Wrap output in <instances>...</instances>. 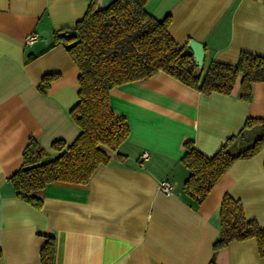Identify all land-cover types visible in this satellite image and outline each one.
Returning <instances> with one entry per match:
<instances>
[{"label":"crops","instance_id":"crops-1","mask_svg":"<svg viewBox=\"0 0 264 264\" xmlns=\"http://www.w3.org/2000/svg\"><path fill=\"white\" fill-rule=\"evenodd\" d=\"M90 2L0 0V264H41L49 238L52 264H264L254 238L213 250L225 194L264 228V148L236 159L199 204L183 191L189 170L181 162L186 142L211 156L247 118L264 119V82L252 84L249 102L239 97L240 77L229 94H203L163 71L115 86L110 105L129 132L117 148L102 147L110 162L87 183L52 181L35 190L39 208L15 195L8 177L29 137L48 161L60 153L54 141L69 145L80 132L70 114L79 69L65 45L52 41ZM144 9L155 18L170 15L177 44L202 43L204 69L211 61L235 64L243 51L264 56V0H147ZM42 30L47 42L25 44L27 34ZM48 74L56 77L42 92ZM259 128H245V136ZM163 179L172 182L171 194L158 191Z\"/></svg>","mask_w":264,"mask_h":264},{"label":"trees","instance_id":"trees-1","mask_svg":"<svg viewBox=\"0 0 264 264\" xmlns=\"http://www.w3.org/2000/svg\"><path fill=\"white\" fill-rule=\"evenodd\" d=\"M146 2L115 0L105 9H98V0H91L71 28L76 30L75 37L54 32L52 45L62 42L79 69L78 101L70 114L80 132L69 145L54 141L51 148L60 153L48 161H44L46 150L34 138H28L20 167L8 177L17 197L39 208L42 201L33 194L35 190L52 181L87 183L99 165L110 162L102 147L117 148L129 132L125 118L115 115L110 105L109 91L115 86L163 71L203 94H229L240 77L239 97L249 102L252 84L264 82V56L250 52H241L235 64L211 61L205 69L199 68L192 54L186 53V46L177 44L169 34L170 15L151 16L144 9ZM55 77L44 76L39 89L45 92ZM256 123L260 128L249 140L245 128ZM185 147L181 162L189 174L183 191L199 204L236 159L251 157L264 148V119L247 118L242 130L211 156L201 153L191 142ZM250 238L256 240L259 254L264 256V228L245 217L239 200L225 194L220 206V234L213 250ZM53 253L54 241L49 238L40 251L41 264H52Z\"/></svg>","mask_w":264,"mask_h":264},{"label":"water","instance_id":"water-1","mask_svg":"<svg viewBox=\"0 0 264 264\" xmlns=\"http://www.w3.org/2000/svg\"><path fill=\"white\" fill-rule=\"evenodd\" d=\"M115 0H98V9H105L109 5H111ZM59 36L62 37H75L76 36V30L74 29H68V30H62L58 32ZM39 38L47 42L49 39V32L46 30H42L38 33ZM188 49H186V53L192 54L197 66L199 68L203 67V59H204V46L202 43L190 40L187 45Z\"/></svg>","mask_w":264,"mask_h":264},{"label":"built area","instance_id":"built-area-1","mask_svg":"<svg viewBox=\"0 0 264 264\" xmlns=\"http://www.w3.org/2000/svg\"><path fill=\"white\" fill-rule=\"evenodd\" d=\"M39 39V36L37 33H30L25 36V44L30 45L37 41ZM147 153H142V158H146ZM173 184L168 179H163L158 183L157 189L160 193L168 195L172 193Z\"/></svg>","mask_w":264,"mask_h":264},{"label":"rangeland","instance_id":"rangeland-1","mask_svg":"<svg viewBox=\"0 0 264 264\" xmlns=\"http://www.w3.org/2000/svg\"><path fill=\"white\" fill-rule=\"evenodd\" d=\"M248 137H249V140H250V135Z\"/></svg>","mask_w":264,"mask_h":264}]
</instances>
